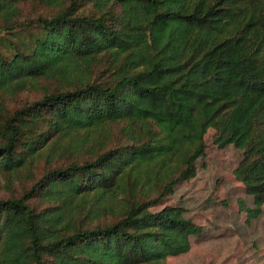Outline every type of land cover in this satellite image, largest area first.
Returning a JSON list of instances; mask_svg holds the SVG:
<instances>
[{
	"label": "trees",
	"instance_id": "16d2710c",
	"mask_svg": "<svg viewBox=\"0 0 264 264\" xmlns=\"http://www.w3.org/2000/svg\"><path fill=\"white\" fill-rule=\"evenodd\" d=\"M29 2L53 14L24 17ZM23 91L40 97L7 111L3 97ZM209 129L218 148L243 150L234 175L256 217L264 0H0V175L11 185L49 163L0 198V264H166L187 253L202 227L180 207L150 208L195 177ZM56 156L67 164L52 167Z\"/></svg>",
	"mask_w": 264,
	"mask_h": 264
},
{
	"label": "rangeland",
	"instance_id": "374dc122",
	"mask_svg": "<svg viewBox=\"0 0 264 264\" xmlns=\"http://www.w3.org/2000/svg\"><path fill=\"white\" fill-rule=\"evenodd\" d=\"M90 10V5H82L78 13ZM22 11L27 18L53 14L52 10L32 2L25 3ZM39 97L32 91L14 96L6 94L4 107L13 111ZM214 134L215 130L209 129L204 136L206 149L195 163V177L179 183L172 195L150 208L151 212H157L165 206L180 207L186 219L202 227V233L191 238L190 250L169 257L166 264H264V205L254 217L253 198L246 194L244 185L234 175L243 160V150L233 145L218 148L213 143ZM119 139L115 128L107 147L117 145ZM67 161V156H56L51 165H65ZM30 166L11 185H6L0 175V198L20 194L49 163L41 158Z\"/></svg>",
	"mask_w": 264,
	"mask_h": 264
}]
</instances>
